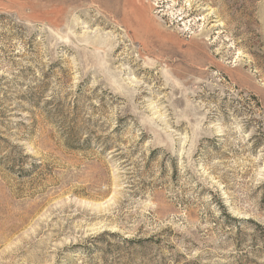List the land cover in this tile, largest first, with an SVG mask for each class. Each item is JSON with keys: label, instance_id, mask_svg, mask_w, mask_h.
<instances>
[{"label": "rangeland", "instance_id": "rangeland-1", "mask_svg": "<svg viewBox=\"0 0 264 264\" xmlns=\"http://www.w3.org/2000/svg\"><path fill=\"white\" fill-rule=\"evenodd\" d=\"M0 264H264V0H0Z\"/></svg>", "mask_w": 264, "mask_h": 264}]
</instances>
